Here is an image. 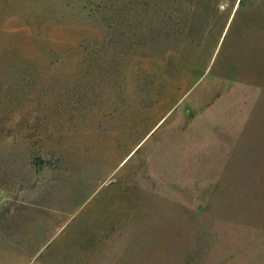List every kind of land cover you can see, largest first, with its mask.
Segmentation results:
<instances>
[{
	"label": "rangeland",
	"instance_id": "obj_1",
	"mask_svg": "<svg viewBox=\"0 0 264 264\" xmlns=\"http://www.w3.org/2000/svg\"><path fill=\"white\" fill-rule=\"evenodd\" d=\"M0 264H264V0H0Z\"/></svg>",
	"mask_w": 264,
	"mask_h": 264
}]
</instances>
